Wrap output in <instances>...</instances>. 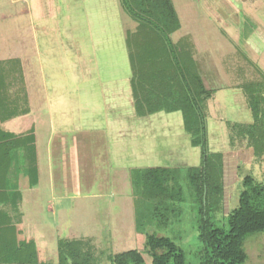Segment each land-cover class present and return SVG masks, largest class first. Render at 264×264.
Segmentation results:
<instances>
[{
	"label": "rangeland",
	"instance_id": "374dc122",
	"mask_svg": "<svg viewBox=\"0 0 264 264\" xmlns=\"http://www.w3.org/2000/svg\"><path fill=\"white\" fill-rule=\"evenodd\" d=\"M51 1L42 0L44 11L37 13L30 0H0V94L8 90L4 97L7 100L12 95L15 100L23 97L22 101H29L34 111L43 106L42 97L46 100L39 71L37 26L41 17L48 18L52 13L46 5ZM189 1L185 6L178 3L182 27L172 35L173 42L192 39L196 52H211L223 73L225 64L232 63V72L238 66L248 71L246 80L258 76L256 68L264 74V0H232L226 3L225 12L208 7L204 0ZM252 32L258 33L253 37L254 43H259L256 48L248 43ZM9 75L12 80L7 83ZM228 78L225 73L224 81ZM234 99L232 90L223 89L206 109L210 150L225 155L224 207L217 215L221 227H227L228 215L239 206L242 179L253 175L264 184V158L254 161L253 151L244 143L231 149L226 121H237ZM25 111L17 116H27L29 109ZM215 128L222 132L214 133ZM48 135L46 131L45 137ZM90 135L92 140L85 139V149L70 143L64 163V156L57 151L59 137L52 138L49 152L46 150L39 160L38 151L31 155L30 150L22 149L23 155L14 159L17 173L8 183L9 199L1 205L11 215L16 230V236L8 230L2 241L8 243V263L62 264L66 257L69 264H110L116 255L138 250L151 264L152 258L145 250L146 234H157L173 238L186 251L188 264H200L198 204L190 187L189 168L170 169L176 172L173 185L178 194L171 198L146 187L141 180L143 171L133 175L112 165L105 154L104 140L96 142L97 135ZM197 164L201 166V159ZM171 180L169 174L165 183L172 184ZM244 249L248 255L245 264H264V233L250 236Z\"/></svg>",
	"mask_w": 264,
	"mask_h": 264
},
{
	"label": "crops",
	"instance_id": "0c3cea01",
	"mask_svg": "<svg viewBox=\"0 0 264 264\" xmlns=\"http://www.w3.org/2000/svg\"><path fill=\"white\" fill-rule=\"evenodd\" d=\"M30 1L35 3L37 13L44 11L42 0ZM201 1L194 0L196 3ZM204 1L208 7L225 12L226 3L232 0ZM51 2L46 5L52 13L48 18L41 17L37 26L39 71L46 100L42 97L43 106L35 111L29 101H22L23 97L15 100L13 95L10 96L11 100L6 98L1 105L17 108L18 113L23 115L25 109H29L27 116H16L2 124L4 133L14 145H11V149L16 147L10 151L7 189L13 173H17L14 163L16 156L23 155L20 153L22 150H30L31 155H34V151L36 155L38 151L39 160L41 155L44 157L46 150L49 152L51 140L55 137L61 138L57 151L64 156L63 163L71 142L72 147L82 145L85 149V139L90 141V134H96V142L104 140L105 154L113 162L112 165L132 173L154 168H199L196 162L201 159V151L191 146L181 113H159L144 118L136 114L131 88L132 69L126 43L127 31L135 25L126 18L122 0ZM172 2L180 19L178 3L181 5L188 2ZM189 3H192L191 0ZM257 32H252L248 38V43L255 48L259 46V43L253 41ZM195 58L206 87L216 91L215 96L223 89L233 91L237 112V121L233 123L252 124L253 117L247 100L243 92L232 83V68L229 66L232 63L225 64L223 73L208 50L199 54L196 52ZM225 73L229 74L230 81V78L224 81ZM9 80H12L10 75L7 83ZM43 115L48 117L44 119ZM207 126L211 148L208 119ZM212 130L214 133L222 132L221 128ZM46 131L49 135L45 137ZM50 160L52 163L53 160ZM20 174L22 179L23 172L20 171ZM42 178L39 177L38 184Z\"/></svg>",
	"mask_w": 264,
	"mask_h": 264
},
{
	"label": "trees",
	"instance_id": "16d2710c",
	"mask_svg": "<svg viewBox=\"0 0 264 264\" xmlns=\"http://www.w3.org/2000/svg\"><path fill=\"white\" fill-rule=\"evenodd\" d=\"M122 5L135 25L128 29L126 43L137 116L181 113L191 146L201 151V166L188 169L190 187L198 204L200 264H245L248 260L244 249L247 239L264 233V184L253 175L245 176L238 208L228 215L227 227L219 226L217 215L223 210L225 197L224 154L210 150L206 110L216 91L208 89L204 83L195 58L194 43L190 39L172 40V35L181 29L172 0H122ZM247 64L256 68L249 61ZM238 67L230 72L233 73V86L243 92L253 122H228V140L233 150L238 148V143H244L253 151V160L259 162L264 158V74L256 68L258 76L246 80L248 71ZM7 91L0 94V261L5 264H9L10 257L6 250L8 243L4 245L2 241L8 230H13L15 236L16 230L11 215L1 205L9 199L6 174L10 166V151L16 147L11 149L14 145L4 133L2 124L18 115L17 108L1 107ZM142 171L141 180L146 187L171 198L178 195L175 194L176 184L173 185L176 183L175 171L154 168L134 171L133 175ZM169 174L172 175V184L165 183ZM159 211L156 209L157 213ZM146 235L145 250L152 258L151 264H188L186 251L173 238ZM64 260L62 264H69L66 257ZM86 262L70 264H90ZM110 264L148 263L138 250H131L116 255Z\"/></svg>",
	"mask_w": 264,
	"mask_h": 264
}]
</instances>
